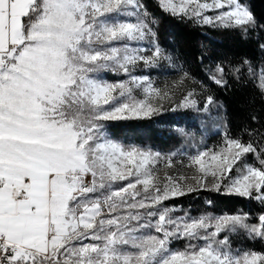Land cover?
Here are the masks:
<instances>
[{"label": "snow or ice", "instance_id": "snow-or-ice-1", "mask_svg": "<svg viewBox=\"0 0 264 264\" xmlns=\"http://www.w3.org/2000/svg\"><path fill=\"white\" fill-rule=\"evenodd\" d=\"M161 6L222 27L254 23L241 0ZM148 15L141 0H0V264H264L260 252L233 251L228 235L264 239V215L258 224L243 214L173 215L181 210L165 203L201 189L264 203V146L225 134L218 150L189 156L191 176H161L162 160L165 169L182 163L175 153L120 143L105 128L148 117L153 99L169 96L132 74L164 58L158 46L141 54L140 42L155 36ZM106 71L128 78L109 81ZM217 71L211 79L223 86L225 69ZM260 81L264 88V70ZM214 103L207 95L201 105L192 89L179 106L207 112ZM173 239L186 249L173 251Z\"/></svg>", "mask_w": 264, "mask_h": 264}, {"label": "trees", "instance_id": "trees-1", "mask_svg": "<svg viewBox=\"0 0 264 264\" xmlns=\"http://www.w3.org/2000/svg\"><path fill=\"white\" fill-rule=\"evenodd\" d=\"M141 2L149 14L148 19L155 21L151 24L154 38L149 37L148 43L142 44L150 48L158 46L164 57L150 69L142 70V76L155 83L158 80L153 76L159 80L182 79L187 73L183 91L177 90L178 101L187 91L195 89L201 105L207 95H212L215 103L207 112L179 106L171 115L155 113L104 122L112 138L126 145L158 151L161 138L156 133L171 129L188 156L205 149H218L223 146L225 134L264 146V88L260 81L264 70V0H241L254 18V23L246 29L201 24L196 18L165 11L157 0ZM218 65L225 69L223 86L211 79L220 75ZM244 160L260 166L255 154H247ZM236 173L234 170L229 178ZM165 203L181 210L173 215H180L182 211L192 216L243 214L249 224H258L259 216L264 214V203L258 200L205 189ZM228 235L233 251L264 254V239L251 236L243 229ZM192 243L202 244L203 241ZM187 244L185 239H173L169 247L183 251Z\"/></svg>", "mask_w": 264, "mask_h": 264}, {"label": "rangeland", "instance_id": "rangeland-1", "mask_svg": "<svg viewBox=\"0 0 264 264\" xmlns=\"http://www.w3.org/2000/svg\"><path fill=\"white\" fill-rule=\"evenodd\" d=\"M157 2L161 6V0H157ZM177 2H178V0H177ZM202 2H203V0H202ZM218 11H220V10L207 11L204 13V15L214 17ZM200 23L205 24V25H210V24H206V23H202V22H200ZM212 25H214L216 27L220 26L216 23H213ZM148 40H150L149 37L145 41H143V43H148ZM140 46L145 49V51L141 53L142 55H151V49L152 48H150L147 45H143L142 42H140ZM160 61H161V59L158 62H160ZM150 68L151 67L146 66L143 63L138 62L134 66L132 73H135L136 76H142V70H148ZM99 75L102 78H106L109 81H118V80H124V79L128 78L127 75L124 73H113L111 71L101 72ZM153 77L156 78L158 81L153 83L152 79H149V78L148 79L153 83V85L156 88L160 89L162 92L163 91L169 92L168 97L153 99L152 102L155 105H157V107H158V111L154 112L153 114L157 113V114L162 115L164 113H169L171 115L173 112L177 111V109L179 107V102L181 101V100L178 101L179 94L177 93V90H180V93H181L183 91L184 87H182V84L179 86L173 87V86L177 85V82L180 81L181 79L175 78V79H165V80L161 79V80H159V78H157V76H153ZM136 95L142 96V93L137 92ZM128 118H140V117L129 116ZM210 120H213L214 123L216 122L214 119H210ZM156 136L161 138L160 139L161 143H158V151H154V150L153 151L161 153L162 156H171L172 154L175 153L176 155L172 157L173 160L182 162V163H176L175 167L173 169H165L164 168V161L162 160L161 163L158 165V167L161 169L160 175L163 176L165 171H170V172H173L175 174V172L177 170H179V172H181L182 174L187 175V176H191L193 170L184 166V165L188 164L189 156L186 155V153H184V149H182L181 143L177 138L178 135H176V133L174 131H172L171 129H167L163 132H157ZM118 142H120V141H118ZM238 174H239V172L237 171L236 175H238ZM211 180H212V177L209 176L207 178V181L211 182ZM188 183H192V181L189 180ZM224 183H226V182L224 181Z\"/></svg>", "mask_w": 264, "mask_h": 264}, {"label": "water", "instance_id": "water-1", "mask_svg": "<svg viewBox=\"0 0 264 264\" xmlns=\"http://www.w3.org/2000/svg\"><path fill=\"white\" fill-rule=\"evenodd\" d=\"M262 215H264V214H262ZM258 222H259V218H258Z\"/></svg>", "mask_w": 264, "mask_h": 264}]
</instances>
